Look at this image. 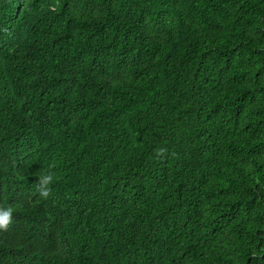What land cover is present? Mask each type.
Returning a JSON list of instances; mask_svg holds the SVG:
<instances>
[{
  "label": "trees",
  "instance_id": "obj_1",
  "mask_svg": "<svg viewBox=\"0 0 264 264\" xmlns=\"http://www.w3.org/2000/svg\"><path fill=\"white\" fill-rule=\"evenodd\" d=\"M9 206L0 264H264V0H0Z\"/></svg>",
  "mask_w": 264,
  "mask_h": 264
},
{
  "label": "clouds",
  "instance_id": "obj_2",
  "mask_svg": "<svg viewBox=\"0 0 264 264\" xmlns=\"http://www.w3.org/2000/svg\"><path fill=\"white\" fill-rule=\"evenodd\" d=\"M53 181L51 173L42 175L39 183L37 184V191L40 196L47 199L51 195V188L49 187ZM14 209L9 206L7 208L0 207V230H7L12 223V213Z\"/></svg>",
  "mask_w": 264,
  "mask_h": 264
}]
</instances>
